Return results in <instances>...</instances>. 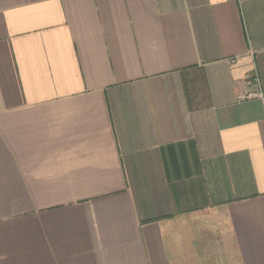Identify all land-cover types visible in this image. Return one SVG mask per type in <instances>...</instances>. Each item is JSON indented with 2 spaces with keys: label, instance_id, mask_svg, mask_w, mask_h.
I'll return each instance as SVG.
<instances>
[{
  "label": "crops",
  "instance_id": "crops-1",
  "mask_svg": "<svg viewBox=\"0 0 264 264\" xmlns=\"http://www.w3.org/2000/svg\"><path fill=\"white\" fill-rule=\"evenodd\" d=\"M0 264H264V0H0Z\"/></svg>",
  "mask_w": 264,
  "mask_h": 264
},
{
  "label": "built area",
  "instance_id": "built-area-1",
  "mask_svg": "<svg viewBox=\"0 0 264 264\" xmlns=\"http://www.w3.org/2000/svg\"><path fill=\"white\" fill-rule=\"evenodd\" d=\"M255 83L258 85L259 84V80L256 78L255 79ZM263 96L261 90L258 88V89H255V91H249L245 94H242L239 96V99L240 100H245V99H249V98H253V97H261Z\"/></svg>",
  "mask_w": 264,
  "mask_h": 264
}]
</instances>
